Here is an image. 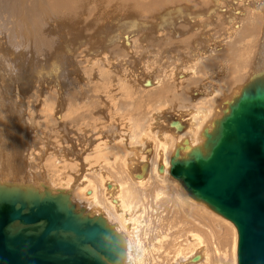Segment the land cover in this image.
<instances>
[{
	"label": "rangeland",
	"instance_id": "374dc122",
	"mask_svg": "<svg viewBox=\"0 0 264 264\" xmlns=\"http://www.w3.org/2000/svg\"><path fill=\"white\" fill-rule=\"evenodd\" d=\"M185 1L72 0L70 24L46 18L44 11L39 13L41 22L52 25V28L46 25L39 31L38 37L45 35L50 40L47 45L36 49L31 38V48L20 46L22 36L18 35V30L24 27L22 20L27 21L18 4L10 5L11 11L16 12L12 14L13 19L0 11V43H3L0 54L7 57L5 61L0 55L3 59H0V130L4 135V129L10 140V147L4 144L7 149L0 143V165L4 167V163H8L16 178L17 175L25 177L22 168L27 172L29 169L42 171L43 175L53 179V184L63 186L61 190L71 195L77 191L72 199L83 196L84 187L97 190L98 197L104 191L108 197L104 179L135 189L136 198L129 204H136L142 213L139 226L130 224L129 231L134 227L131 234L135 235L134 239L139 237L141 245L130 239L133 238L131 234H126L131 243V257L127 264H170L175 252L191 249L190 243L184 244L188 242L189 233L199 234L204 249H208L209 259L204 264H237L238 234L230 220L191 198L181 182L170 173L157 176L150 168L146 174L138 172L142 169L141 159H146L143 163L147 164L148 159L155 160L157 155L159 159L169 160L180 145L185 148L181 150L182 154L192 145H202L205 140L201 135L203 130L213 128L215 119L223 114L243 84L260 70L246 66L248 61L244 57L252 61L264 58L263 8L246 6L240 11L237 5H233L236 18L228 21L226 11L231 10L232 5L225 6L227 0H222L224 6L217 7L204 3L207 0ZM190 14L198 15L196 19L202 22L196 24L197 20ZM219 18L221 22H218ZM32 24L36 29L42 26L36 21ZM202 28L208 31H201ZM212 35L218 39L213 40ZM28 53L32 56L40 54L41 59L37 62L40 74L34 75L35 70L31 77L30 73L17 71L19 76L24 75L18 82V78L12 77L17 66L14 64L9 68L7 65L10 60L17 61L15 55H20L23 63ZM26 63L24 66L31 64ZM8 100L15 101L14 105ZM205 106L209 107L210 112L206 114L212 113L210 116L204 114ZM10 109L14 114H10ZM7 114L9 125L6 120L2 128ZM194 114H197L196 118L206 116L208 122L199 128V123L195 122L199 130L195 125V129L190 127L186 134L184 130ZM19 118L26 119L27 123ZM177 120L182 124L180 128L174 123ZM19 122L21 128L16 129L14 126ZM25 127L26 136L30 134L28 137L25 136ZM193 136L195 140L191 139ZM20 140L21 147L17 148ZM130 169L137 172L134 178L129 177ZM141 178L145 180L139 184L134 182ZM110 199L101 205L102 215L106 218L116 215Z\"/></svg>",
	"mask_w": 264,
	"mask_h": 264
},
{
	"label": "water",
	"instance_id": "95a60500",
	"mask_svg": "<svg viewBox=\"0 0 264 264\" xmlns=\"http://www.w3.org/2000/svg\"><path fill=\"white\" fill-rule=\"evenodd\" d=\"M204 139L183 155L176 148L170 174L234 223L238 264H264V71ZM126 248L103 215L78 209L69 192L0 181V264H123Z\"/></svg>",
	"mask_w": 264,
	"mask_h": 264
},
{
	"label": "bare ground",
	"instance_id": "6f19581e",
	"mask_svg": "<svg viewBox=\"0 0 264 264\" xmlns=\"http://www.w3.org/2000/svg\"><path fill=\"white\" fill-rule=\"evenodd\" d=\"M124 1V0H123ZM145 1V0H144ZM185 1V0H184ZM186 1H189V0H186ZM185 1V2H186ZM231 1H233V2H231ZM239 2L238 3H236L234 0H227L225 3V6H228V5H232V7H231V10H229V11H226V19L228 20V21H232V20H234L236 17H235V9L233 8V5H237V10H240L241 11V8H244V7H246V6H251V7H253V8H256V7H261V8H263L264 9V0H238ZM18 4V7L23 11V16L25 17V19H26V21L27 22H25L24 20H22L23 21V25H24V27H23V29L22 30H18V35L19 36H22V40L20 41L21 42V44H20V46L22 47H24V46H28V47H30L31 48V44H32V42H31V40L35 43V49L37 48V47H42V46H44V44L45 45H47L48 44V42H49V40H50V37H48V36H41L40 35V37H38V33H39V31L44 27V26H46V25H48V24H46V23H43V22H41V20H40V18H39V13L40 12H42V11H44V12H46V18L47 17H50V18H52V19H54V20H56V22L58 21V22H62V23H65L66 22V24H68V22H69V24L71 23L70 22V16H71V14H72V0H0V11H2V14H5V15H8V16H10V17H12V14H14V13H16V12H14V11H11V9H10V5L11 4H15L16 5V3ZM190 2V1H189ZM210 3L211 4V6H220L222 3H223V1L222 0H207V1H205L204 3ZM223 5V4H222ZM46 7L47 8V10H45L44 9V7ZM77 6H79V4L77 5ZM126 6V5H125ZM224 6V5H223ZM97 7V6H96ZM77 8V7H76ZM82 8V7H81ZM218 8H221V7H218ZM223 9H224V7H222ZM222 9V10H223ZM226 9V8H225ZM220 11H221V9H220ZM219 11V12H220ZM247 10H245V12H246ZM214 12V11H213ZM222 12V11H221ZM255 12V11H254ZM75 13H77L76 11H75ZM215 13V12H214ZM213 13V14H214ZM237 13V12H236ZM261 13V12H260ZM167 14V13H166ZM262 14V13H261ZM131 15V14H130ZM225 15V14H224ZM247 15V14H246ZM196 16H198V15H191L190 14V17L191 18H193V19H196ZM236 16H237V14H236ZM256 16V15H255ZM259 16H260V14H259ZM262 16V15H261ZM187 17V16H186ZM220 17V16H219ZM263 18H264V16H262ZM216 18V17H215ZM214 18V19H215ZM221 18H223V16L221 17ZM239 18V17H238ZM12 19H13V17H12ZM185 19V18H184ZM220 19V18H219ZM197 20V21H196ZM195 21H196V24H197V22H202L200 19H196ZM239 20V19H238ZM262 21H263V19H261ZM34 21H36L37 22V24H41L42 26H40L39 27V29H36L35 27H33V24H32V22H34ZM184 21V20H183ZM213 21V20H212ZM236 21V20H235ZM255 21H256V19H255ZM218 22H221V19H220V21H218ZM218 22H217V25H218ZM234 22V21H233ZM254 22V21H253ZM257 22V21H256ZM259 22V21H258ZM258 22H257V24H258ZM73 23V22H72ZM195 23V22H194ZM209 23V22H208ZM211 23V22H210ZM229 23V22H228ZM222 23H220V25H221ZM230 24V23H229ZM234 24H235V22H234ZM260 24H262V23H260ZM63 25H65V24H63ZM212 25V24H211ZM216 25V24H215ZM219 25V26H220ZM235 25H238V24H235ZM235 25H234V27H235ZM48 26H51V28H52V25H48ZM181 26V25H180ZM199 26V25H198ZM204 26V25H203ZM223 26V25H222ZM222 26H220V27H222ZM225 26V25H224ZM226 26H227V24H226ZM231 26V25H230ZM56 26H54V28H55ZM182 27V26H181ZM186 27V26H185ZM205 27V26H204ZM208 27V26H207ZM232 27V26H231ZM237 27V26H236ZM245 27V26H244ZM260 27H261V25H260ZM259 27V28H260ZM74 28V27H73ZM214 28H215V26H214ZM226 28V27H225ZM228 28V27H227ZM237 28H241V27H237ZM236 28V29H237ZM259 28H257V29H259ZM206 30H207V28H205ZM205 29H201V31L202 30H204V31H206ZM209 29V28H208ZM219 29V28H218ZM232 29H233V27H232ZM231 29V30H232ZM235 29V30H236ZM253 29V28H252ZM256 29V28H255ZM222 30V29H221ZM228 30V29H227ZM238 30V29H237ZM208 31V30H207ZM210 31V30H209ZM215 31H217V29H215ZM224 31V30H223ZM223 31H221V32H223ZM252 31V30H251ZM255 31V30H254ZM20 32V33H19ZM213 32V31H212ZM218 32V31H217ZM220 32V33H221ZM229 32H230V30H229ZM237 32V31H236ZM247 32V31H246ZM246 32H245V34H246ZM249 32V31H248ZM2 33V32H1ZM200 33V32H199ZM224 33H227V32H224ZM231 33V32H230ZM230 33H228V34H230ZM232 33H233V31H232ZM242 33V32H241ZM254 33V32H253ZM202 34H204V33H202ZM213 34V33H212ZM235 34V33H234ZM237 34V33H236ZM251 33H249V35H250ZM255 34V33H254ZM254 34H252L251 36H253L254 37ZM49 36H51L50 34H48ZM53 35V34H52ZM196 35V34H195ZM207 35V34H206ZM220 35H222V34H220ZM247 35V34H246ZM257 35V34H256ZM256 35H255V37H256ZM260 35V34H259ZM197 36V35H196ZM209 36V35H208ZM212 36H214V35H212ZM232 36H234L233 34H232ZM240 36H242V35H240ZM204 37V36H203ZM210 37V36H209ZM237 37V36H236ZM239 37V36H238ZM259 37V36H258ZM264 37V36H263ZM30 38H31V40H30ZM217 38V36H214L213 37V40L214 39H216ZM220 38H221V36H220ZM261 38V37H260ZM49 39V40H48ZM198 39V38H197ZM209 39V38H208ZM211 39V38H210ZM218 39V38H217ZM200 40V39H199ZM203 40V39H202ZM212 40V39H211ZM219 40H221V39H219ZM261 41L263 40V39H260ZM1 41V40H0ZM3 41V40H2ZM48 41V42H47ZM197 41V40H196ZM205 41V40H204ZM210 41V40H209ZM241 41V40H240ZM211 42V41H210ZM215 42V41H214ZM2 43V42H1ZM0 43V45L2 46V44ZM15 44V43H14ZM67 45V44H66ZM219 45V44H218ZM232 45V44H231ZM14 46V45H13ZM19 46V47H20ZM203 46H205V45H203ZM165 47V46H164ZM199 47V46H198ZM207 47V46H206ZM218 47V46H217ZM257 47H258V45H257ZM1 48V47H0ZM66 48H67V46H66ZM3 49H4V47H3ZM2 49V50H3ZM256 49V48H255ZM18 50V49H17ZM55 50V49H54ZM67 51V50H66ZM69 51V50H68ZM3 52V51H2ZM12 53V52H11ZM217 53V52H216ZM2 54V53H1ZM0 54V55H1ZM50 54V53H49ZM56 54V53H55ZM263 55H264V53H262ZM4 55V54H3ZM3 55H1L2 56V58L3 59H5V58H7L6 56H3ZM40 54L39 53H35L33 56H32V53H28V55H27V61H28V63H30L31 62V64L30 65H28V66H24V64L23 63H26L25 61L22 63L21 62V58H20V55H15V58L17 59V61H15V62H12L11 60H10V58H9V60H10V62H9V64L7 65V67H13V65L15 64L16 66V69H14V71H13V74L15 73V76L13 75H11L12 77H16V78H18L19 79V81L18 82H21V80L24 78V75H22V76H19L18 75V72L17 71H19L20 73H30V75H31V77L33 76L31 73L33 72L34 73V71L36 70V72L39 70L38 68H37V66H38V63L37 62H39V60L41 59H39V56ZM57 55V54H56ZM219 55V54H218ZM52 56V55H51ZM53 56H55V55H53ZM195 56V55H194ZM256 56V55H255ZM43 57V56H42ZM250 57V56H249ZM2 58H0V59H2ZM53 58V57H52ZM208 58V57H207ZM213 58V57H212ZM2 59V60H3ZM240 59V58H239ZM249 58H247V59H245V57H244V60H246V61H248V62H246V61H244V62H246V66H251V68H252V70H254V68L255 67H257V68H259L260 70L258 71L257 70V72L258 73H255L253 76H251L250 77V79L251 78H253V77H255L256 75H258L259 73H261L262 71H264V58L262 59V58H257L255 61H254V63H253V61H252V59H249ZM7 59H5V61H6ZM202 60V59H201ZM206 63V62H205ZM213 63V62H212ZM243 63V62H242ZM248 63V64H247ZM23 64V65H22ZM47 64H48V62H47ZM202 64V63H201ZM25 65H27V63L25 64ZM58 65V64H57ZM244 65V64H243ZM20 66V67H19ZM43 66V65H42ZM211 66V65H210ZM56 67V66H55ZM60 67V66H59ZM43 70H44V68H43ZM54 70V69H53ZM52 70V71H53ZM56 70H57V68H56ZM5 71H6V69H5ZM35 72V74L34 75H39L40 74V70L36 73ZM53 72H55V70L53 71ZM7 72H5V74H6ZM69 73V72H68ZM11 74V73H10ZM208 74V73H207ZM213 74V73H212ZM251 74H253V73H251ZM27 74H25V76H26ZM5 76V75H4ZM81 76V75H80ZM248 76V75H247ZM1 77H3L2 75H1ZM7 77H9V75L7 76ZM190 79V78H189ZM240 79H241V81H242V77H240ZM250 79H248V80H250ZM1 80V79H0ZM10 80V79H9ZM8 80V81H9ZM13 81H14V79H12ZM15 80H17V79H15ZM160 80V79H159ZM187 80V79H186ZM5 81V80H4ZM11 81V80H10ZM240 81V82H241ZM2 82V81H1ZM247 82V81H246ZM9 83V82H8ZM11 83V82H10ZM82 83V82H81ZM244 85V84H243ZM66 89V88H65ZM5 90V89H4ZM7 90V89H6ZM209 90V89H208ZM212 90V89H211ZM20 91H22V90H20ZM178 91V90H177ZM203 91V90H202ZM236 91H238V90H236ZM9 93V92H8ZM22 93H23V91H22ZM27 93H28V91H27ZM10 94V93H9ZM216 94V93H215ZM236 94H238V93H236ZM209 95V94H208ZM3 97V96H2ZM212 97V96H211ZM9 98V97H8ZM10 99H11V97H10ZM118 99V98H117ZM206 99V98H205ZM229 99V98H228ZM8 101H10V100H8ZM32 101V100H31ZM11 102V101H10ZM213 102V101H212ZM220 102V101H219ZM12 104L13 103H15V101H13L12 100V102H11ZM209 103V102H208ZM11 104V105H12ZM212 104V103H211ZM14 105V104H13ZM208 105V104H207ZM206 105V106H207ZM17 106L19 107L20 105L19 104H17ZM196 106V105H195ZM206 106H205V108H206ZM21 107V106H20ZM7 108V107H6ZM9 108V107H8ZM52 108V107H51ZM204 107L203 108H201L202 109V111L205 109ZM209 108V107H208ZM208 108H206V112L204 113L205 115H208V116H210L212 113H209V114H206L207 113V111H208ZM227 107H225V109H226ZM21 109H22V107H21ZM49 109V108H48ZM190 109V108H189ZM197 109H198V107H197ZM224 109V110H225ZM9 110V109H8ZM200 110V109H199ZM212 110H213V108H212ZM211 110V111H212ZM11 109H10V114H11ZM14 112V111H13ZM12 112V114H14ZM16 112H18V110L16 111ZM197 112H200V111H197ZM204 112V111H203ZM208 112H210V110L208 111ZM224 112V111H223ZM19 114H22V112H21V110H19V112H18ZM177 113V112H176ZM190 113V112H189ZM11 114V115H12ZM19 114H17V115H19ZM200 114H202L203 115V113L202 112H200ZM200 114H198V115H200ZM216 114V113H215ZM23 115H24V113H23ZM195 116H193V115H191L190 116V119H189V125H188V123H187V125H188V127L184 130V132L187 134V130H189V129H191L190 127H192V126H194V129H195V125L196 124H198L199 123V125H198V128L200 127V126H203L202 124L205 122V121H207L208 120V118H206V116H204L203 117V119H202V116H199L200 117V119H199V117L198 118H196V115L197 114H194ZM214 115V114H213ZM212 115V116H213ZM222 115V114H221ZM14 116V115H13ZM12 116V117H13ZM19 116H21V115H19ZM25 116V115H24ZM24 116H22L23 118H24ZM189 116V115H188ZM207 116V117H208ZM51 117V116H50ZM217 117V116H216ZM13 118H15V117H13ZM16 118H17V120H18V117L16 116ZM213 118V117H212ZM212 118H210L209 120H211ZM20 119V118H19ZM52 119V118H51ZM161 119V118H160ZM207 119V120H206ZM217 119V118H216ZM215 119V120H216ZM7 120V124H8V122H10V118H9V116H8V114L6 115V117H5V120L3 121V124H2V128H3V126H4V123L6 124V121ZM12 120V119H11ZM20 120H22V118L20 119ZM24 121L26 120V119H23ZM22 120V121H23ZM35 120V119H34ZM13 121H14V119H13ZM51 121V120H50ZM175 121V120H174ZM12 122V121H11ZM26 122V121H25ZM60 122V121H59ZM195 122H197L195 125H194V123ZM208 122V121H207ZM17 123V121L15 122V124ZM27 123V122H26ZM171 123V122H170ZM175 123V122H174ZM173 123V124H174ZM212 123V122H211ZM214 123H215V121H214ZM25 123L23 122V125H24ZM208 123H206L205 125H207ZM9 125V124H8ZM12 125V124H11ZM21 125H22V123L20 124V122H19V124L17 125V126H14L16 129H19V128H21ZM27 125V124H26ZM50 125V124H49ZM175 125L177 126V128H180L181 127V122L179 121V120H177V122L175 123ZM204 125V126H205ZM13 126V125H12ZM212 126V124L210 125V127ZM24 127V126H23ZM34 127V126H33ZM206 127V126H205ZM209 127V126H208ZM10 127H8V129H9ZM168 128V127H167ZM203 129H204V127H202ZM201 128V129H202ZM15 129V130H16ZM24 129V128H23ZM31 129V128H30ZM29 129V130H30ZM34 129V128H33ZM173 129V128H172ZM193 128H192V130H194ZM196 129H197V125H196ZM206 129V128H205ZM205 129L203 130V133H201V135H204V131H205ZM212 129V128H211ZM123 130V129H122ZM197 130H199V129H197ZM3 131H4V135H2V129L0 130V143L2 144V146L1 147H3V148H6L7 149V147L5 146L4 147V144L5 145H8L9 147H10V140H9V138H7V136H5V130L3 129ZM24 131H25V136H26V127H25V129H24ZM182 131V130H181ZM195 131V130H194ZM201 131V130H200ZM125 132V131H124ZM173 132H174V129H173ZM179 132V131H178ZM190 132H192V131H190ZM197 132V131H196ZM105 133V132H104ZM167 133V132H166ZM176 133V132H175ZM195 133V132H194ZM200 134V133H199ZM30 135V134H29ZM28 135V136H29ZM105 135V134H104ZM183 135V134H182ZM185 135V134H184ZM191 135H193V133L191 134ZM28 136H26V137H28ZM47 136V135H46ZM173 136V135H172ZM176 136H179V135H177L176 134ZM197 137H199L198 136V134L196 135ZM8 137H10V136H8ZM25 137V138H26ZM31 137V136H30ZM36 137V136H35ZM191 137V136H190ZM195 136H193L191 139L192 140H195V138H194ZM11 138V137H10ZM52 138V137H51ZM124 138V137H123ZM177 138H179V137H177ZM182 138V137H181ZM184 138V137H183ZM199 138H201V137H199ZM12 139V138H11ZM41 139V138H40ZM147 139V138H146ZM9 140V141H8ZM169 140V139H168ZM170 140H172V139H170ZM197 140V139H196ZM13 141V140H12ZM46 141V140H45ZM51 141V140H50ZM49 141V142H50ZM148 140H145V142H147ZM177 141V140H176ZM24 142V141H23ZM145 142H143V144L145 143ZM156 142V141H155ZM153 143V142H152ZM172 143V142H171ZM15 144H17V143H15ZM21 140H20V143H19V145L17 146V148H20L21 147ZM24 144V143H23ZM27 144H29L28 143V140H27ZM50 144V143H49ZM142 144V143H141ZM148 144V143H147ZM174 144V143H173ZM161 145H163V144H161L160 143V147H162ZM172 145V144H171ZM175 145V144H174ZM28 146H30V145H28ZM43 146V145H42ZM155 147V146H154ZM166 147V146H165ZM168 147V146H167ZM172 147V146H171ZM184 147V146H183ZM192 147H193V145H192ZM13 148V147H12ZM15 148H16V146H15ZM26 148H27V146H25L24 145V149L26 150ZM32 148V147H31ZM48 148V147H47ZM46 148V149H47ZM57 148V147H56ZM144 148V147H143ZM173 149H174V147H172ZM177 148V147H176ZM175 148V149H176ZM9 149V148H8ZM41 149H42V147H41ZM185 149V148H184ZM183 149V150H184ZM11 150V149H10ZM17 150V149H16ZM159 150V149H158ZM6 151V150H5ZM31 151V150H30ZM60 151V150H59ZM155 151V150H154ZM157 151V150H156ZM166 151H167V148H166ZM165 151V152H166ZM1 152V151H0ZM8 152H9V150H8ZM11 152V151H10ZM26 152V151H25ZM141 152V151H140ZM159 152V151H158ZM175 152V151H174ZM16 153V152H15ZM30 153V152H29ZM155 153V152H154ZM164 153V152H163ZM24 154V153H23ZM26 154V153H25ZM44 155L46 154V153H43ZM58 154H60V153H58ZM162 154V153H161ZM182 154V152H180V155ZM184 154V153H183ZM182 154V155H183ZM14 155V154H13ZM48 155V154H47ZM141 155V154H140ZM165 155V154H164ZM15 156V155H14ZM135 156V155H134ZM153 156H155V155H153ZM166 156V155H165ZM47 157V156H46ZM137 157V156H136ZM160 157V156H159ZM52 158V157H51ZM138 158V157H137ZM142 158H143V156H142ZM147 158H148V155H147ZM152 158V157H151ZM53 159V158H52ZM83 159V158H82ZM85 159V158H84ZM146 160V159H145ZM144 159H141V162H142V169L141 170H139L138 172H139V174H146V173H148L149 171V168L153 171V173H155V175H157V176H168V175H170L169 173H170V167H171V165H170V159L169 160H167V159H159L158 158V155H157V157H156V159L155 160H147L148 161V164L147 163H143V162H146ZM53 161V160H52ZM72 161H74V160H72ZM132 161V160H131ZM136 162H137V160H135ZM23 162V161H22ZM25 162H26V160H25ZM46 162V161H45ZM134 162V161H133ZM6 163V162H5ZM4 163V167L2 166V165H0V181H5V182H8V181H13V182H16V181H20L18 184H21V185H30V186H34V187H42V188H45V187H48V188H50V189H52V191H58V190H61L62 188H63V186H61V185H59V186H56L57 184H53V182H52V178L50 177V178H48L47 176H45V175H43L42 174V171H39V172H37V171H33V170H31V169H29V171L27 172L24 168H22L23 169V171H24V174H22V176L24 175L25 177H20L21 175H17L18 177L16 178L15 177V175H14V172H13V170L11 171V166L9 167L7 164L8 163H6L5 164ZM12 163V162H11ZM10 162H9V164H11ZM0 164H2V162H0ZM48 164V163H47ZM51 164H52V162H51ZM54 165V164H53ZM70 165V164H69ZM72 165V164H71ZM13 166V165H12ZM49 166V165H48ZM47 166V167H48ZM55 167V166H54ZM53 168V167H52ZM15 170V169H14ZM131 170V169H130ZM138 170V169H137ZM44 171V170H43ZM133 171H134V169H133ZM132 170H131V172L129 171V173H131V175L129 176L130 178H132L131 176H133V178L135 177V174L137 173H134ZM161 171V172H160ZM65 172V171H64ZM63 172V173H64ZM76 173V172H75ZM164 173V174H163ZM87 176V175H86ZM13 177H15V178H13ZM129 177H128V179H129ZM147 177H149V176H147ZM145 178V179H148V178ZM87 178H88V176H87ZM167 178V177H166ZM12 179H15V180H12ZM26 180V182H24L23 180ZM55 179V178H54ZM144 178H141V179H139V180H134V179H132V180H134V182L136 183V184H139L138 182H143V180H145ZM28 180V181H27ZM105 180L106 179H104L103 180V182L106 184L105 185V189L106 190H108L106 193L108 194V197L105 195V193H104V191L102 192V196L101 197H98L97 196V190H93V189H91V188H87V187H84V189H83V196H81V197H76V198H73L72 199V201L75 203V205H76V207L78 208V209H80V210H83L84 212H88L89 214H91V215H93V214H98V215H102V210H103V208L101 207V205L106 201V200H108L109 198H111L110 199V202H111V204L113 205V209L115 210V212H116V215L115 216H113V217H105L104 215V217L108 220V222L117 230V231H119L122 235H123V237H124V240H125V245H126V258H125V260L123 261V264H127V262H128V258H129V256H130V249H131V243H130V241H128V239H127V236H126V234L127 235H129L130 236V234H131V232L134 230V225H138V224H140L139 223V221L141 220V213L142 212H139V210H140V208L139 207H136V204L135 205H131L130 206V204H129V202L132 204V200L134 199V198H136V193L137 192H135L136 190L135 189H128V188H126V185L124 184V183H119V182H112V181H107V182H105ZM108 180V179H107ZM68 181V180H67ZM84 181V180H83ZM86 182V181H85ZM116 183H118V186H119V188H118V186H117V184ZM70 187V186H69ZM55 188V189H54ZM96 188V187H95ZM102 188V187H101ZM73 189V188H72ZM104 189V188H103ZM70 190V189H69ZM74 190H76V189H74ZM71 191V190H70ZM182 191H184V190H182ZM77 192V191H76ZM76 192H74L73 191V193L74 194H72V195H75L76 194ZM80 193H82V190H80ZM186 193L188 194V192L186 191ZM186 193L185 192H183V194H185L186 195ZM115 194V195H114ZM71 195V196H72ZM78 195V194H77ZM117 195V196H116ZM189 195V194H188ZM187 195V196H188ZM79 196V195H78ZM133 196V197H132ZM186 196V197H187ZM190 196V195H189ZM132 197V198H131ZM72 198V197H71ZM203 203V202H202ZM129 207V208H128ZM126 208H128V209H126ZM102 209V210H101ZM142 210V209H141ZM143 211H144V209H143ZM232 222V221H231ZM233 223V222H232ZM130 224H133V226L134 227H132V229L133 230H131V231H129V225ZM234 224V223H233ZM139 226V225H138ZM137 227V226H136ZM136 229V228H135ZM122 230L124 231V233L122 232ZM130 232V233H127V232ZM126 232V233H125ZM125 234V235H124ZM238 234V233H237ZM132 235V234H131ZM133 236V238H130L131 240H133V242L135 243V241H137L136 243H138L139 242V244L141 243V241H139L138 240V238L139 237H136V239H134V236L135 235H132ZM187 243H184V244H189L190 243V250H188V251H186V252H179V251H177V252H175L174 253V255H172V258H171V263L170 264H204L205 262H207L208 261V259H209V253H208V249H204V241H203V239H202V237L198 234L197 235V233H189V237H187ZM132 242V243H133ZM193 242H195L194 244H193ZM237 243H238V241H237ZM237 243H236V253H237ZM128 245V246H127ZM133 245V244H132ZM135 245V244H134ZM137 245V244H136ZM141 245V244H140ZM206 245V244H205ZM133 247V246H132ZM142 247V248H141ZM140 248H141V250H145V246L144 245H142ZM137 248V247H136ZM134 251H135V248H134ZM138 252V251H137ZM146 253V252H145ZM139 255V254H138ZM131 257V256H130ZM142 258V257H141ZM140 258V259H141ZM159 258V257H158ZM130 259V258H129ZM160 260V259H159ZM131 261V260H130ZM132 262V261H131ZM148 264V263H147ZM159 264V263H158ZM237 264H238V259H237Z\"/></svg>",
	"mask_w": 264,
	"mask_h": 264
}]
</instances>
